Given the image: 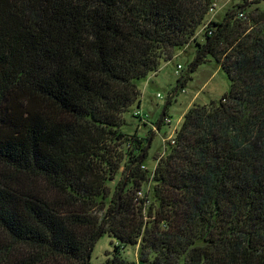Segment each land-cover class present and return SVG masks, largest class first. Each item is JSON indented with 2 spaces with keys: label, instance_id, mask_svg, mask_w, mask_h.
Masks as SVG:
<instances>
[{
  "label": "trees",
  "instance_id": "obj_1",
  "mask_svg": "<svg viewBox=\"0 0 264 264\" xmlns=\"http://www.w3.org/2000/svg\"><path fill=\"white\" fill-rule=\"evenodd\" d=\"M215 1L0 0V264H89L103 235L104 264H264V9ZM191 44L229 91L151 173L125 114Z\"/></svg>",
  "mask_w": 264,
  "mask_h": 264
},
{
  "label": "rangeland",
  "instance_id": "obj_2",
  "mask_svg": "<svg viewBox=\"0 0 264 264\" xmlns=\"http://www.w3.org/2000/svg\"><path fill=\"white\" fill-rule=\"evenodd\" d=\"M215 5V14L209 13V19L220 21L227 11L236 10L235 6L238 5L249 10H263L264 0H216ZM196 55L197 50L192 44L187 46L185 51H176L171 61L161 63L158 72L151 77L150 81L143 80L139 83L142 101L139 109L148 115L147 123L131 118L129 113L125 114L127 125L123 127V131L130 135L136 133L138 137L148 138L150 135L152 137L144 165L151 173L156 166L157 159L169 143L168 141L179 129L183 115L192 104H208L210 101L220 99L223 94L229 91L230 83L227 75L210 57H207L206 61L198 65L193 72L189 71L190 66L196 61ZM178 64L182 69L176 73ZM178 79L184 82L183 87L178 85ZM157 94L160 97H157ZM169 101L165 117L170 119V123H164L163 119V124L157 128L156 125L161 119L162 110ZM120 179H122V175L117 176L110 186H115ZM146 189H152V184H148ZM143 194L141 193L139 197ZM115 245H117V241L113 237L103 235L94 244L89 264H104L107 254L111 253ZM122 255L128 261L137 262L136 249L127 247Z\"/></svg>",
  "mask_w": 264,
  "mask_h": 264
},
{
  "label": "built area",
  "instance_id": "obj_3",
  "mask_svg": "<svg viewBox=\"0 0 264 264\" xmlns=\"http://www.w3.org/2000/svg\"><path fill=\"white\" fill-rule=\"evenodd\" d=\"M209 13H213V14H215V7H214L213 9H211ZM238 17H239V18H242L243 15H242V14H239ZM209 21H211V20L209 19ZM207 24H208V23H206V24L202 27V30H201V31H205L204 29H206V25H207ZM209 34H210V33H209ZM181 69H182L181 65L178 64V65L176 66V73H178V71H180ZM152 76H155V74H153ZM152 76H151V77H152ZM182 92H184V90H182ZM157 97H160V95L157 94ZM133 114H134V117H136V118L138 119V121H140V122H144V123H147V122H148V115H147V114H144V113L139 109V107L136 108V109L134 110ZM164 123H168V124H169V123H170V119L164 117ZM154 130H155V129H154ZM168 142H170L171 144H173V143H174V142H173V138L170 139V141H168ZM139 195H140V193H139Z\"/></svg>",
  "mask_w": 264,
  "mask_h": 264
},
{
  "label": "water",
  "instance_id": "obj_4",
  "mask_svg": "<svg viewBox=\"0 0 264 264\" xmlns=\"http://www.w3.org/2000/svg\"><path fill=\"white\" fill-rule=\"evenodd\" d=\"M194 63H195V62H194ZM194 63H193V64H194ZM193 64L190 66V68L193 67ZM149 143H150V142H148V144H147V146H146L145 152H147V150H148V148H149ZM142 155H143V154H142Z\"/></svg>",
  "mask_w": 264,
  "mask_h": 264
},
{
  "label": "crops",
  "instance_id": "obj_5",
  "mask_svg": "<svg viewBox=\"0 0 264 264\" xmlns=\"http://www.w3.org/2000/svg\"><path fill=\"white\" fill-rule=\"evenodd\" d=\"M146 85V84H145ZM141 103H142V101H141ZM141 105V104H140Z\"/></svg>",
  "mask_w": 264,
  "mask_h": 264
},
{
  "label": "bare ground",
  "instance_id": "obj_6",
  "mask_svg": "<svg viewBox=\"0 0 264 264\" xmlns=\"http://www.w3.org/2000/svg\"><path fill=\"white\" fill-rule=\"evenodd\" d=\"M182 89V88H181Z\"/></svg>",
  "mask_w": 264,
  "mask_h": 264
}]
</instances>
